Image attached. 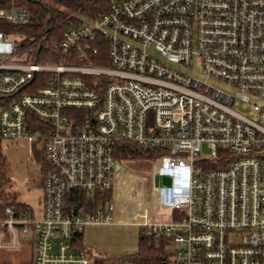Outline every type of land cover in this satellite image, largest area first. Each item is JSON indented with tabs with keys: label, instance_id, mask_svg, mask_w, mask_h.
Masks as SVG:
<instances>
[{
	"label": "built area",
	"instance_id": "obj_1",
	"mask_svg": "<svg viewBox=\"0 0 264 264\" xmlns=\"http://www.w3.org/2000/svg\"><path fill=\"white\" fill-rule=\"evenodd\" d=\"M30 19L26 5L0 8L11 27L0 30V154L38 148L47 168L39 214L5 204L0 251L30 244L32 264H93L74 238L118 220L165 241L169 264H264V0H110L27 43L14 28ZM121 146L158 152L146 221L121 218ZM108 191L89 212L72 201ZM158 210L172 219L154 222Z\"/></svg>",
	"mask_w": 264,
	"mask_h": 264
},
{
	"label": "trees",
	"instance_id": "obj_2",
	"mask_svg": "<svg viewBox=\"0 0 264 264\" xmlns=\"http://www.w3.org/2000/svg\"><path fill=\"white\" fill-rule=\"evenodd\" d=\"M110 0H97L92 5L86 7L76 0H42V1H29V0H0V8L7 7L11 4L26 5L31 14L30 22L27 26L16 27L15 31L24 42L30 43L36 37L42 35L45 31V24L51 16L48 27L54 29V32L59 33L67 25V17L70 13L77 10L89 17H94L107 10ZM11 27L4 23H0V30L10 31ZM53 32V33H54ZM93 64H105L104 60H94ZM122 154L117 156L120 160L128 159H149L158 155V152L141 151L130 146H121L119 148ZM36 160L40 163V172H44L47 168L46 162L42 154L35 153ZM6 165L5 158L0 154V219L3 217V209L7 201L14 200V196L5 193L3 188L8 179L4 173ZM72 201H77L84 207L85 211L89 212L95 207H102L112 201V193L102 192L87 195L84 193H75L72 196ZM18 207L23 208L22 204H16ZM82 235H77L74 238L76 246H82ZM29 246H31L29 244ZM166 242L156 241L153 235L146 234L142 229L139 233L138 247L135 254L124 256L119 259H110L104 255L91 257L93 264H169L170 253L166 252ZM0 264H8L7 262H0ZM32 264V259L30 263Z\"/></svg>",
	"mask_w": 264,
	"mask_h": 264
},
{
	"label": "rangeland",
	"instance_id": "obj_3",
	"mask_svg": "<svg viewBox=\"0 0 264 264\" xmlns=\"http://www.w3.org/2000/svg\"><path fill=\"white\" fill-rule=\"evenodd\" d=\"M171 67L178 72L189 74L191 76H195L198 72L197 70H194V68L184 69L180 66L174 65ZM212 84L225 92H230V90L221 83L212 82ZM36 152L39 154L40 150L37 148ZM1 154L6 159V167L8 168V181L5 184L3 191L14 196L18 202L30 206L33 214L37 215V213L40 212L42 203L41 184L43 177V172H40L39 161L36 160V157L34 159L29 158L23 145H11L9 147H4L1 150ZM202 154H207L205 146H202ZM155 157L156 156L149 159H128L121 161L124 173L128 174V176L131 175L128 177L125 183L127 196L130 197L127 201H125V205H129L131 208L138 207L139 209L143 208L144 205L147 207L152 205L151 200L153 188L150 178L153 171V162ZM194 170L200 173L202 172V167L196 163ZM137 176L144 178L145 180L139 181L141 179L137 178ZM166 217L168 216L157 212L155 221L161 222V220L165 219ZM146 218L150 219V215L149 217L146 216ZM9 234V241L12 243L14 235L11 233ZM18 237L23 242L27 240L24 235H20V233L16 232V239ZM7 240L8 238H6V241L4 242H7ZM107 243L121 248L120 251L122 252L120 253H124V251H129L131 249L133 250L135 248V244H121L116 243L115 240H107ZM165 251L171 253L173 249L171 247H166ZM31 259L32 249L26 244L17 251H0V262H7L8 264H29Z\"/></svg>",
	"mask_w": 264,
	"mask_h": 264
},
{
	"label": "crops",
	"instance_id": "obj_4",
	"mask_svg": "<svg viewBox=\"0 0 264 264\" xmlns=\"http://www.w3.org/2000/svg\"><path fill=\"white\" fill-rule=\"evenodd\" d=\"M122 176V175H120ZM131 176V175H129ZM126 179L119 178L118 187L116 189V202L118 208L121 209L122 214L121 218L127 222H140V220L145 221L149 217V207L144 205L143 208H131L130 206H126L122 208V205L125 201H127L130 197L127 196L126 191ZM28 206V205H27ZM31 209V207L29 206ZM157 212L167 215L165 219L159 221H155V217ZM40 213V212H39ZM37 213V214H39ZM153 221L157 223H166L169 222L172 218L168 212H164L158 210L156 212L151 213ZM118 221V220H117ZM116 223H106V224H95L85 228L82 234L81 244L83 248H85L91 257H96L98 255H104L110 259H119L124 256L135 254L138 247L139 240V231L134 225H123L120 222ZM107 240H115L116 243H128L135 244V248L129 251H124V253H120L121 248L116 247L114 245H110L107 243ZM29 246V245H28ZM31 248V246H29ZM128 252V253H127ZM130 264V263H125Z\"/></svg>",
	"mask_w": 264,
	"mask_h": 264
},
{
	"label": "water",
	"instance_id": "obj_5",
	"mask_svg": "<svg viewBox=\"0 0 264 264\" xmlns=\"http://www.w3.org/2000/svg\"><path fill=\"white\" fill-rule=\"evenodd\" d=\"M51 20V16L48 18L46 24H45V32L49 33L50 29L48 27L49 22ZM119 168V166H117V169ZM159 181L161 182L162 185L169 187L170 186V179L166 176H162V177H158V176H154L153 182H154V186L157 187L159 185Z\"/></svg>",
	"mask_w": 264,
	"mask_h": 264
}]
</instances>
